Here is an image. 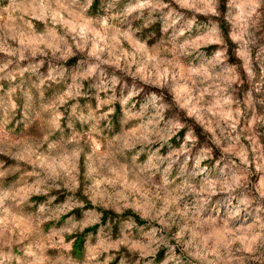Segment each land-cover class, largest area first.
Returning a JSON list of instances; mask_svg holds the SVG:
<instances>
[{"label":"clouds","instance_id":"9594fccd","mask_svg":"<svg viewBox=\"0 0 264 264\" xmlns=\"http://www.w3.org/2000/svg\"><path fill=\"white\" fill-rule=\"evenodd\" d=\"M0 264H264V0H0Z\"/></svg>","mask_w":264,"mask_h":264}]
</instances>
